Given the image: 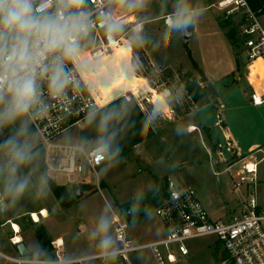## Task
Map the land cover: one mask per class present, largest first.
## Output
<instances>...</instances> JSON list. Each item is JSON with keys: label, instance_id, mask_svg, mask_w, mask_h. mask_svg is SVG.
Wrapping results in <instances>:
<instances>
[{"label": "rangeland", "instance_id": "rangeland-1", "mask_svg": "<svg viewBox=\"0 0 264 264\" xmlns=\"http://www.w3.org/2000/svg\"><path fill=\"white\" fill-rule=\"evenodd\" d=\"M217 1L187 0L192 9L203 11L199 16L203 20L189 28L191 33L195 28L198 31L188 39L184 38L182 32L170 33L165 22L168 14L171 18L174 15L177 0H146L142 8L131 12L114 3L116 16L121 22L126 18L133 19L123 23L124 31L116 37L130 39L134 73L117 79L108 91L117 88L123 93L126 88L136 91L139 87L138 98L148 118H152L150 121L156 133L139 143L136 146L138 148L133 149V154L100 167L97 175H91L89 183L79 185L74 175L66 173L49 176L57 184L65 186L69 194L76 198L68 207L59 204L49 184L43 196L36 195V188L26 195L28 200L23 202L24 205L44 204L54 214L45 223L47 233L54 239L63 238L66 242V257L81 258L99 253L90 233L100 215L106 214L110 218V232L115 237L112 221L113 213H119L116 202H127L141 195L151 188L155 177L172 178L183 186H191L212 220L228 219L241 207V190L234 189V182L238 180L237 172L242 169L243 161L254 154L260 160L257 191L260 202H264V105L259 108L250 106L247 102L249 91L241 90L245 86L252 90L246 79L248 69L243 39L235 44L227 40L225 32L229 27L223 28L219 22V18L224 19L226 15L216 7ZM210 17L216 19L220 31L225 35V42L218 36L207 34L213 25L204 19ZM260 17L264 23V13ZM231 20L238 24L239 37H242L243 21L240 15H233ZM138 23H143L142 30L136 32L133 27L137 25L139 29ZM137 35L143 38L142 43L133 40ZM113 49L114 53L107 59L128 66V60L123 56L124 47L115 43ZM188 49L193 52L196 64L209 71L217 67L218 63L222 66L226 60L239 54L241 68L236 75L240 79L237 81L242 82L240 86L235 85L236 82L232 80L234 75H231L229 80L224 81L225 84H215L219 108L211 104L195 113L197 109L179 77L187 71L200 77L194 61L188 55ZM170 62L177 64L164 67ZM219 114L223 115L222 122ZM198 118L202 125L211 126L212 132L202 128ZM84 124L85 120L80 126L60 136L58 142L76 143ZM191 125L197 129L190 131ZM37 144L39 140L36 137ZM83 145L89 147L93 143ZM40 174L38 169L31 172L33 177ZM78 189L82 191L79 198L76 197ZM82 226L85 229H81ZM164 234V224L154 212L130 224L129 238L134 244L151 242L162 238ZM33 239L38 240L36 237ZM117 244L120 248L121 245ZM186 245L190 254L182 257L178 264H213L216 259L226 256L224 247L215 235L187 240ZM41 247L48 253L46 257L52 255V248L46 250ZM9 248V241L1 239L0 234V251L5 253ZM128 259L130 264H156L150 248L132 251ZM110 263L120 264V257L117 256ZM82 264L103 262L102 259L94 258L86 259Z\"/></svg>", "mask_w": 264, "mask_h": 264}, {"label": "built area", "instance_id": "built-area-1", "mask_svg": "<svg viewBox=\"0 0 264 264\" xmlns=\"http://www.w3.org/2000/svg\"><path fill=\"white\" fill-rule=\"evenodd\" d=\"M113 5L114 2L110 3V0H87L86 7L95 27L90 32V43L86 52L90 57L99 60L98 76L82 77L81 87L69 89L62 99L47 95L45 86L44 112L35 118L32 124L39 144L44 148L47 175L54 177L57 174H71L76 177L79 185L91 182V175H97V170L108 158V151L100 150L98 144L86 147L79 142L59 143V137L80 126L88 118L90 111H98L116 99L135 101L143 109L137 94L139 87L136 91L127 90L118 96L114 95L117 88L108 91L121 77L119 70L122 67L126 69L125 76L134 73L130 39L116 36L111 38L118 46L124 47L123 56L128 60V66L118 65L117 61L107 59V56L114 53V49L111 39L102 27V18L110 14L120 20ZM216 7L223 11L226 17L240 15L243 21L242 38L247 65L250 67L257 60L264 64V23L260 15L250 7L247 0H218ZM169 18V15L166 16L167 25ZM138 24L141 31V23ZM136 26L133 29L137 32ZM107 73L112 74L111 78H105ZM251 73L252 71L247 78L252 88L250 100L254 106H260L264 104V88L256 86L251 79ZM258 78L264 77L259 74ZM218 116L222 122V114ZM259 162L257 156L251 154L243 161L242 169L237 172L238 180L234 182V189L241 190V207L228 219L212 220L195 190L191 186L177 183L172 178H168L166 182V196L154 210L155 215L164 224L165 234L162 238L134 244L129 238V221L120 212H114L112 227L116 240L121 245L118 252L120 264H130L128 254L142 248L151 249L156 264H178L182 257L190 254L186 241L207 235L217 236L225 249L226 256L216 259L213 264H264V202H260L257 191L260 183ZM39 213L45 217L42 211ZM35 214L37 213L30 216L34 222H38L34 218ZM13 228L16 234L19 233V228L15 225ZM10 240L14 245L21 242V238L16 235ZM51 246L52 255L43 258L9 256L0 251V264H82L86 259L94 258L102 259L103 264H114L106 262L99 253L88 257L68 258L64 254L65 242L60 237L52 240Z\"/></svg>", "mask_w": 264, "mask_h": 264}, {"label": "clouds", "instance_id": "clouds-1", "mask_svg": "<svg viewBox=\"0 0 264 264\" xmlns=\"http://www.w3.org/2000/svg\"><path fill=\"white\" fill-rule=\"evenodd\" d=\"M111 2L131 12L142 8L146 0ZM86 5L87 0H0V212H7L31 189L43 196L48 187L46 173L31 175L41 155L32 124L44 112V87L47 95L62 99L69 89L81 87L82 77L98 76L100 62L86 52L95 27ZM202 14L187 0H177L169 32L187 33ZM102 20L110 39L124 31L123 23L110 14ZM133 40L143 42L138 35ZM119 74L125 76L126 69L122 67ZM125 108L118 105L88 113L90 122L97 121L100 150L111 149L112 159L122 149L113 147L117 131L110 126L122 118ZM110 228V218L101 214L90 233L106 262L115 261L119 252Z\"/></svg>", "mask_w": 264, "mask_h": 264}, {"label": "trees", "instance_id": "trees-1", "mask_svg": "<svg viewBox=\"0 0 264 264\" xmlns=\"http://www.w3.org/2000/svg\"><path fill=\"white\" fill-rule=\"evenodd\" d=\"M250 7L256 11L259 15L264 13V0H247ZM225 15V13H223ZM221 27H229L225 32L227 39L235 44L238 41H242V37H239L238 24L231 20V17H226L224 19L219 18ZM188 55L193 60L191 52L188 49ZM236 71H239L241 68V61L239 59V54L236 55ZM247 64V62L245 61ZM194 64L197 70L200 73V77L204 76L203 70L194 61ZM198 66V67H197ZM233 73V75L236 73ZM232 75V76H233ZM184 90L188 93V96L191 98L196 109L205 107L208 104L218 101V91L215 83L206 82L200 84V77L197 76L192 71H187L180 76ZM124 105L126 106L125 111L123 112L122 118L116 121L113 125L110 126V130L114 128L117 131L116 140L114 141L113 147L118 145L122 150L118 157L115 159L110 158V151H108V158L103 166L111 164L113 161L118 160L119 158L126 156L130 153L133 154V149L141 142L147 140L148 138L155 135L156 130L153 127L151 121L149 120L146 123L148 118L145 111L142 107L133 102H126L123 99H116L107 106L100 109L98 112L107 110L110 107ZM209 129V128H206ZM34 132V129L32 127ZM7 134L5 130L4 135ZM101 134L97 128V121L90 122L88 118L85 119L84 127L79 131V143H93L98 144L97 141ZM36 148L40 151V159L38 161V166L31 170L35 169L40 170L41 173H46V166L44 161V148L42 145L37 144ZM27 171V170H26ZM166 177H155L150 189L146 190L141 195L136 198L127 201V202H116L120 214L125 217L130 224H134L143 220L146 216L152 214L155 208L163 201L166 196ZM48 184L52 189L55 197L57 198L59 204L62 207H68L76 201V198L72 197L67 188L63 185L57 184L53 179L48 176ZM6 216L2 215L0 212V226L6 221ZM29 224L33 225L37 231V237L40 241V244L46 250H51L50 240L47 235L46 228L39 223L32 221L29 217Z\"/></svg>", "mask_w": 264, "mask_h": 264}, {"label": "crops", "instance_id": "crops-1", "mask_svg": "<svg viewBox=\"0 0 264 264\" xmlns=\"http://www.w3.org/2000/svg\"><path fill=\"white\" fill-rule=\"evenodd\" d=\"M165 19H166V17H165ZM201 20H203V18L198 17V19H197L195 24H199L201 22ZM204 20H209L210 23L213 25L210 28V30L207 32V34H209L211 36H218L219 39H221V40H223V42H225L224 41L225 40V37H224L225 35L223 34L222 31H220L216 19H214L213 17H210L209 19L205 18ZM141 24H143V23H141ZM189 31H190V29H189ZM196 31H198V28L197 29L195 28L193 30L192 35H194V33ZM229 47H231V46L229 45ZM190 52H191V56L193 58V61H195L194 60V56H193V52L191 50H190ZM175 64H177V63L170 62L169 64H167L164 67L172 66V65H175ZM197 65H198V63H197ZM246 67L248 69V73H247L246 79L248 78L249 72L252 71L251 79L255 82L256 86L259 87V85H260L261 88H264V78H262V79L258 78L259 74L261 75V77H264V76H262V74L264 72V64H263V62L261 60H257L250 67L248 65ZM199 68L201 70H203L204 75L208 78L209 82L215 83L217 85V84L223 83L226 80H229L230 76L233 75V73L236 71V68H237L236 67V59H235V56H233L232 58H229L228 60H226L225 64H223L222 66L218 63L217 67L211 68L210 71L206 70V69H204V68H202L200 66H199ZM237 73H238V71H236V73L234 74V77L232 78V80L234 79V81L236 82V83H234L235 85L240 86L242 81H237L239 79V76L236 75ZM223 84H225V82ZM244 89L249 91V93L247 95V102H248V104L250 106H252L254 108H259V107L264 105V104H262L260 106H254L251 103V100H250L251 90L248 89V88L246 89V86L244 88H241V90H244ZM156 96H157V94H156ZM157 102L161 106V103L159 102L158 97H157ZM211 104L214 105L215 107L216 106L218 108L220 107L219 106V100H218V102L216 104H214V103H211ZM211 104H208L206 106H210ZM161 108H162V106H161ZM203 108L197 109L195 113H197V112L199 113L201 110H203ZM222 118H223V115H222ZM198 120H199L198 123H199V125L202 128H209L210 132H212V127L211 126L202 125L200 123V121H201L200 118H198ZM137 146H139V145H137ZM135 148H138V147H135ZM27 198L28 197L25 196L17 204H15L12 207H10L7 212H4V213L1 212L2 215L6 216L5 217L6 221L0 226L1 239H7L9 241L10 246H11V248L8 249V252H5V253L3 251H1V252L6 254V255H9V256H17V255H19V253H18V251L16 249V245H14L11 242V240H10L11 237L16 235V236H19L21 238V241L24 242L25 245L27 246V248L29 250V256L30 257H32V258H43V257H46V255H48V253L45 250L42 249L40 244H38L39 243L38 242L39 239L36 240V241L33 239L34 237L38 238L37 237V231H36V228L33 225L29 224V217H31L30 215L32 213H37L40 219H39L38 222H35V223L42 224L46 228V231H47L48 228L45 225V223L49 219H52V216L54 214L52 213V211L48 210L47 206H45L44 204H34V205H29V206L24 205L23 202L28 200ZM43 210L47 211V214H48L47 217H43L39 213L40 211L43 212ZM13 225H17L18 226L19 233H17V234L15 233ZM81 229H85V226H82ZM29 232H31L32 235H30ZM47 235H48V233H47ZM48 238L50 240V243L54 239L50 235H48ZM65 244H66V242H65Z\"/></svg>", "mask_w": 264, "mask_h": 264}, {"label": "water", "instance_id": "water-1", "mask_svg": "<svg viewBox=\"0 0 264 264\" xmlns=\"http://www.w3.org/2000/svg\"><path fill=\"white\" fill-rule=\"evenodd\" d=\"M183 36H184L185 39H188L189 37L192 36V33L188 29L187 33H183ZM207 80H208V78L206 76H204L199 81H200V83H204ZM120 94H122V92L120 90H115V92H114L115 96H118ZM81 196H82V191H81V189H78L77 192H76V197L79 198ZM16 249H17V251H18L20 256H22V257L29 256V250H28V248H27V246L25 245L24 242L21 241V242L17 243L16 244Z\"/></svg>", "mask_w": 264, "mask_h": 264}, {"label": "bare ground", "instance_id": "bare-ground-1", "mask_svg": "<svg viewBox=\"0 0 264 264\" xmlns=\"http://www.w3.org/2000/svg\"><path fill=\"white\" fill-rule=\"evenodd\" d=\"M171 18H169L168 19V21L170 20ZM131 21H133V19L132 18H126V19H124L123 21H122V23H126V22H131ZM138 29V28H137ZM111 41H112V46L115 44V41H114V39H111ZM130 91V88H126L124 91ZM197 128L195 127V125H192L191 127H190V130L191 131H193V130H196ZM251 167V166H250ZM44 215H45V217H47V211L46 210H43V212H42ZM34 218H35V220L36 221H39V216L37 215V214H35L34 215ZM15 227L16 228H18V226L17 225H15Z\"/></svg>", "mask_w": 264, "mask_h": 264}]
</instances>
